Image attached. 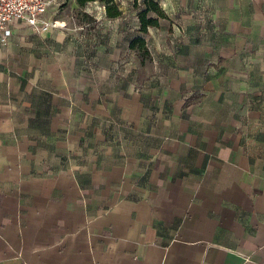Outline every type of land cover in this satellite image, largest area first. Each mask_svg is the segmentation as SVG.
Here are the masks:
<instances>
[{
  "label": "crops",
  "instance_id": "1",
  "mask_svg": "<svg viewBox=\"0 0 264 264\" xmlns=\"http://www.w3.org/2000/svg\"><path fill=\"white\" fill-rule=\"evenodd\" d=\"M123 1L0 41V264H264V0Z\"/></svg>",
  "mask_w": 264,
  "mask_h": 264
},
{
  "label": "built area",
  "instance_id": "2",
  "mask_svg": "<svg viewBox=\"0 0 264 264\" xmlns=\"http://www.w3.org/2000/svg\"><path fill=\"white\" fill-rule=\"evenodd\" d=\"M60 0H0V41L7 43L12 27L23 23L39 32L59 27L58 21L44 17L50 5H60Z\"/></svg>",
  "mask_w": 264,
  "mask_h": 264
},
{
  "label": "rangeland",
  "instance_id": "3",
  "mask_svg": "<svg viewBox=\"0 0 264 264\" xmlns=\"http://www.w3.org/2000/svg\"><path fill=\"white\" fill-rule=\"evenodd\" d=\"M59 2L61 3L60 5H57V6L50 5L48 7L46 13L44 14V17L46 19L48 18V20L55 22V19L59 20L60 18H62L66 20L67 26L69 25L73 28L80 27L81 25L83 26L86 25L88 28H93L96 26L97 24L96 19L92 17H88L86 13L84 12V9L86 8L85 6L88 3L84 7H81L80 5H78L76 0H60ZM123 3L127 5V3L123 0H113L109 4L106 1L99 0L97 4L92 3L93 6L88 4L89 5L88 8L92 11H94L95 9L105 11L107 14V9L109 6L114 9L116 5L120 7L121 5H123ZM131 3L133 7L139 10L142 7H144L145 1L144 0H132ZM134 19H136V16L132 17L131 21H134Z\"/></svg>",
  "mask_w": 264,
  "mask_h": 264
},
{
  "label": "trees",
  "instance_id": "4",
  "mask_svg": "<svg viewBox=\"0 0 264 264\" xmlns=\"http://www.w3.org/2000/svg\"><path fill=\"white\" fill-rule=\"evenodd\" d=\"M91 1H96V0H76L78 5L81 7H84L88 2ZM106 1L108 4L111 3L113 0H103ZM154 12L158 16H162L161 10L157 7V5L151 0L147 1L139 11V19H140V30L142 32H147L149 27H155L159 25V19L154 18L151 16V13ZM107 15L109 17H119L122 15V11L120 10L119 6L116 5L115 8L113 9L112 7H108L107 9ZM145 41L143 39H135L132 43L131 46L132 48H135L136 45H144Z\"/></svg>",
  "mask_w": 264,
  "mask_h": 264
}]
</instances>
